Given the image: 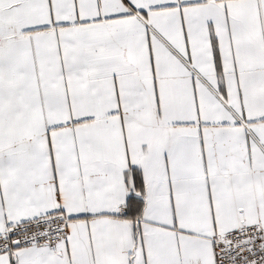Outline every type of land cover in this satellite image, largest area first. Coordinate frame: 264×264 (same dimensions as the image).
I'll list each match as a JSON object with an SVG mask.
<instances>
[{
  "label": "snow or ice",
  "instance_id": "obj_1",
  "mask_svg": "<svg viewBox=\"0 0 264 264\" xmlns=\"http://www.w3.org/2000/svg\"><path fill=\"white\" fill-rule=\"evenodd\" d=\"M0 264H264V0H0Z\"/></svg>",
  "mask_w": 264,
  "mask_h": 264
}]
</instances>
